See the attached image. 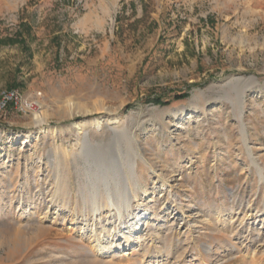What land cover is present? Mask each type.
<instances>
[{"label":"rangeland","instance_id":"obj_1","mask_svg":"<svg viewBox=\"0 0 264 264\" xmlns=\"http://www.w3.org/2000/svg\"><path fill=\"white\" fill-rule=\"evenodd\" d=\"M21 32L23 42L0 45V91L39 96L55 129L0 114V264H94L78 237L85 158H51L57 146L81 147L69 124L102 116L121 119V140L106 120L88 127L92 141L126 161L138 154L134 177L127 169L118 181L139 182L124 217L140 212L148 233L99 264H264V0H0V39ZM58 176L67 218L20 221L19 204L32 211L50 199ZM217 210L235 214L233 228L201 222ZM245 211L253 216L241 226Z\"/></svg>","mask_w":264,"mask_h":264},{"label":"bare ground","instance_id":"obj_2","mask_svg":"<svg viewBox=\"0 0 264 264\" xmlns=\"http://www.w3.org/2000/svg\"><path fill=\"white\" fill-rule=\"evenodd\" d=\"M254 83L256 84L255 80H253L252 84ZM245 92L246 89L242 88L238 97L239 104H242ZM39 105L41 110L34 114L33 119L36 129L44 133L49 130H54L55 128L52 129L51 126H45L47 120H49V113L47 109L44 110L42 102H39ZM71 115H75V113H71ZM106 120L110 122L111 127L115 132L116 139L121 140L120 132L118 131V125L121 120L119 117L102 116L90 121H74L68 125V128L73 127L78 130V139L82 141L81 147L77 149L76 146L72 148H62L61 146H57L55 150L56 152L51 158L52 162H58L60 159L59 153H62L65 161H68L70 158L77 160L79 155H82L85 158V163L87 164L86 172L89 177L88 182L83 184L87 190L82 191L85 204L81 207L83 217L80 219L82 226L78 232V237L80 240L88 244L93 253V256L91 257L92 260H90L91 258L89 260L94 264H99L107 258H113L117 252L127 250L135 240L141 245L143 240H145L144 237L146 236V233H148L146 232L148 225L145 227V223H148L146 216H142L139 212L135 215H130L131 217H129L128 220L124 217V211L129 212V210L133 208V202H139V182L132 180L127 175L126 187L122 189L120 188V183L118 181L119 177L127 172V169L131 170L130 175L134 177L135 168L138 167L139 164L138 154H134L130 160L126 161L125 158L122 157V152H120L118 157L113 156L111 153H105L106 151L103 145L96 144L89 136V126H94L96 130H100ZM59 129L62 131L63 128ZM33 134L34 131L30 130L23 133L21 137L31 138ZM242 134L244 139H246L247 130L244 124L242 127ZM127 139V146L130 148L131 141L129 140V137ZM60 149L61 152H59ZM259 175L261 179L264 178L263 169H259ZM34 178L35 180H38L37 174H35ZM56 179L57 183L55 185L47 184L46 186L48 192L50 191L53 193L50 199L43 197L40 201V205L34 207L32 211L31 209L28 211L25 210L23 203L19 204L17 207V218L20 221L26 218L28 221L32 222V219L37 218V221L40 223L51 215L54 216L55 219L62 221L67 218L64 213L70 203V197L66 189L67 180L66 177L62 176H58ZM9 182L10 184H8V187H17V184L12 180ZM170 187V191H172V186L170 185ZM2 192L3 191L0 189L1 209L6 205L3 201L5 199H3L1 195ZM58 194L60 195L58 196ZM86 195L88 196L86 197ZM56 198L59 201V208L52 212L53 206L51 203L55 202ZM138 206H140V203H138ZM106 209L110 211V218L107 219L108 221H112L110 224L103 220V212ZM216 213L217 215L213 220L211 217L203 215L201 222L208 225L209 228L213 226L219 228L227 225L233 228V222L235 220L233 221L232 219L235 217V214L229 213L227 216H223L222 212L219 210H217ZM252 216L253 213L249 214L245 211L240 218L241 226L251 219L250 217ZM115 217L118 219L116 220ZM168 222H171V220ZM149 230L151 231L152 229ZM154 230L157 231L156 228H154ZM261 232H263L262 229H259V234ZM259 243L261 244V247H264V233L261 240H259ZM205 249L210 250V247H205Z\"/></svg>","mask_w":264,"mask_h":264},{"label":"built area","instance_id":"obj_3","mask_svg":"<svg viewBox=\"0 0 264 264\" xmlns=\"http://www.w3.org/2000/svg\"><path fill=\"white\" fill-rule=\"evenodd\" d=\"M39 102L40 97L24 96L19 89H4L0 91V114H6L9 110L15 109L18 112L34 116L41 110Z\"/></svg>","mask_w":264,"mask_h":264},{"label":"trees","instance_id":"obj_4","mask_svg":"<svg viewBox=\"0 0 264 264\" xmlns=\"http://www.w3.org/2000/svg\"><path fill=\"white\" fill-rule=\"evenodd\" d=\"M19 36L15 37V39L13 38H7V39H0V45L3 44V43H7V42H14V41H18L20 40V42H23L22 40L23 39H20V36H22V32L18 34ZM189 96L188 92H182L180 94H177L175 96V99L176 100H182V99H185ZM156 104H163V103H166V101H163L161 98H156L154 99V101Z\"/></svg>","mask_w":264,"mask_h":264}]
</instances>
